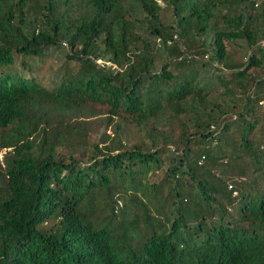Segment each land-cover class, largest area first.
<instances>
[{"label": "trees", "instance_id": "16d2710c", "mask_svg": "<svg viewBox=\"0 0 264 264\" xmlns=\"http://www.w3.org/2000/svg\"><path fill=\"white\" fill-rule=\"evenodd\" d=\"M0 264H264V0H0Z\"/></svg>", "mask_w": 264, "mask_h": 264}, {"label": "rangeland", "instance_id": "374dc122", "mask_svg": "<svg viewBox=\"0 0 264 264\" xmlns=\"http://www.w3.org/2000/svg\"><path fill=\"white\" fill-rule=\"evenodd\" d=\"M1 158H2V157L0 156V160H1Z\"/></svg>", "mask_w": 264, "mask_h": 264}, {"label": "built area", "instance_id": "2783aa9c", "mask_svg": "<svg viewBox=\"0 0 264 264\" xmlns=\"http://www.w3.org/2000/svg\"><path fill=\"white\" fill-rule=\"evenodd\" d=\"M1 160H2V158H1Z\"/></svg>", "mask_w": 264, "mask_h": 264}]
</instances>
